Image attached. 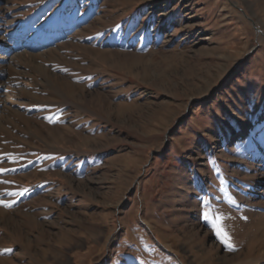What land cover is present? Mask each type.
Instances as JSON below:
<instances>
[{
  "label": "rangeland",
  "instance_id": "374dc122",
  "mask_svg": "<svg viewBox=\"0 0 264 264\" xmlns=\"http://www.w3.org/2000/svg\"><path fill=\"white\" fill-rule=\"evenodd\" d=\"M0 200V264H264V0H0Z\"/></svg>",
  "mask_w": 264,
  "mask_h": 264
},
{
  "label": "snow or ice",
  "instance_id": "6c2138e0",
  "mask_svg": "<svg viewBox=\"0 0 264 264\" xmlns=\"http://www.w3.org/2000/svg\"><path fill=\"white\" fill-rule=\"evenodd\" d=\"M27 189H24L20 195H23L24 192H27ZM12 202H5L3 200H0V205H3L5 207L11 206ZM204 219H209L208 214H204ZM222 219V217H217L216 220L212 223V228L215 231L216 236L221 240L222 243H225L229 250H235L234 245L230 243V237L228 236V233L223 229V227L220 226L219 221ZM5 251H11V249H5Z\"/></svg>",
  "mask_w": 264,
  "mask_h": 264
}]
</instances>
